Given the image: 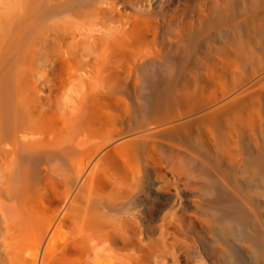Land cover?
<instances>
[{
	"label": "bare ground",
	"instance_id": "1",
	"mask_svg": "<svg viewBox=\"0 0 264 264\" xmlns=\"http://www.w3.org/2000/svg\"><path fill=\"white\" fill-rule=\"evenodd\" d=\"M102 3L0 0V264H140L119 238L159 204L158 250L264 264V0H184L117 27ZM99 30L95 77L64 58L67 77H32L51 41L70 33L75 55Z\"/></svg>",
	"mask_w": 264,
	"mask_h": 264
},
{
	"label": "rangeland",
	"instance_id": "2",
	"mask_svg": "<svg viewBox=\"0 0 264 264\" xmlns=\"http://www.w3.org/2000/svg\"><path fill=\"white\" fill-rule=\"evenodd\" d=\"M104 1H105V3L101 4V11L99 13V16L113 27H115V26L117 27V24L122 20V15L126 12H137L139 15H142L146 18L155 19L157 16L169 15V13L174 8L181 6L182 3L184 2V0H104ZM102 31L103 30L93 32L98 37V41L96 43L97 47L93 46L91 49L76 47L75 48V53H76L75 55L69 54L66 51V48L68 46L67 43L72 38L70 33H68L62 39L57 40L56 42L51 41L50 45L48 47L49 59L43 60L42 62H39V64L37 65L36 71H34L32 77H46L47 79L48 78H52V79L53 78H56V79L59 78L60 79L61 77H63V75H64V77H67L66 73L64 74V71H62L60 69L61 68L60 63H61L63 58L65 59V62L70 66L69 71H71L73 73L74 77H83L85 79V81L90 80L92 77H95L94 72H95L96 63L94 62V57H92V55H93V53H95V51L96 52H98V51L102 52V50L105 47L104 40L99 39L102 36H104V32H102ZM101 32L103 34H101ZM146 35L148 37H151L152 31L148 30L146 32ZM123 61L126 62V59H124ZM205 75L206 74L204 71H200L197 76L198 77H205ZM130 78H132L135 81H138L137 77L132 76ZM55 82H56V84L59 83L57 81H55ZM134 87L137 88L138 85H136ZM107 173L102 174V176L99 177V182L96 183L98 185V187L103 191L104 190L108 191L107 189H110V185L112 186V180H111L112 175L110 174L111 172H107ZM106 175H108V176H106ZM109 176H110V178H109ZM101 185H102V188H101ZM106 187H108V188H106ZM161 191H164V190H161ZM154 192H157V190L150 189L147 186V184L145 183L146 195L149 193L148 196L152 197ZM173 194H176L179 196L181 193H177L175 191V192H173ZM169 195H172V194H169ZM150 204L152 206L154 205L153 202H151ZM154 206L155 207H154L153 213H152L153 216L152 215L150 216V214L148 216V214H147V217L143 221L141 220L143 218H138V219L135 218L136 220L133 217L132 218L128 217L129 220L126 218V221H125L126 223H125L124 227H125V230H128V232L124 231V234H122L123 238L118 237L120 240L119 244L121 241L122 242L120 245H123V244H125V242H127V244L129 243L128 245H130V247L133 248V246H134L135 250H137V251L142 247L143 251L140 250L141 252L140 251L139 252H140V255H142L144 253L143 254L144 256H141L142 260H141L140 264H143V262H142L143 259H144V262L147 261L144 264H154V263L160 264V263H162V261H163L162 264H210L211 260L207 256H205L206 260L205 259L201 260L199 254L196 255V253H198L197 248H196L195 243H193L192 241H190V243H188L189 244L188 245V244H185V243L180 242V241H178L176 243L175 239L168 238L166 245L168 247H170V248H168L169 251H167V246L165 247L166 250H163V251H161V249L158 250V248L155 247V244H157V241L155 240L154 236H152L150 234V232L147 231V228H148L147 226H149V224L146 222V219L150 221V218H151L153 222H156V223L159 222L161 220L160 216H161L162 212L165 210L164 207L166 208V206L160 205V204L154 205ZM157 207H159L158 209L161 211H159L158 209L156 211L155 208H157ZM37 208L41 209L40 206H37ZM143 222H145V223H143ZM147 240H148L149 244L146 242ZM191 242L194 244L193 246L191 245L192 244ZM147 244L150 245V248L153 250V252ZM184 245H185V248H183ZM176 246H178V247H176ZM189 246L191 248H189ZM153 247H155V248L153 249ZM172 250L173 251L175 250V251L173 252ZM154 252H155V254L153 255ZM161 253H163L162 257L160 256ZM147 254H149V255H147ZM154 256H155V258H154ZM152 258H153V260H152ZM148 259H150V260H148ZM201 261H202V263H201ZM203 262H205V263H203ZM116 264H117V262H116Z\"/></svg>",
	"mask_w": 264,
	"mask_h": 264
}]
</instances>
